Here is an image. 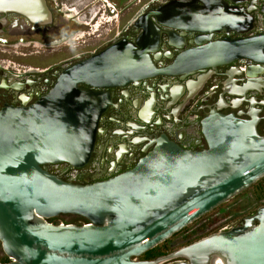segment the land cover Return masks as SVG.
<instances>
[{
  "label": "water",
  "instance_id": "water-1",
  "mask_svg": "<svg viewBox=\"0 0 264 264\" xmlns=\"http://www.w3.org/2000/svg\"><path fill=\"white\" fill-rule=\"evenodd\" d=\"M183 1L188 5L173 12L178 23L170 25L209 42L169 67L157 69L148 49L112 48L67 68L34 104L0 110V243L9 259L0 264H264V206L239 226L138 259L264 177L256 110L250 119L212 110L203 120L208 148L184 149L161 136L132 168L105 180L75 184L48 170L82 167L93 153L102 106L111 98L80 84L125 85L153 71L186 75L248 58L252 71L238 94L245 100L264 88V34L212 42L215 32L236 29L239 15L227 0ZM59 215L87 222L48 221Z\"/></svg>",
  "mask_w": 264,
  "mask_h": 264
},
{
  "label": "flooded vegetation",
  "instance_id": "flooded-vegetation-1",
  "mask_svg": "<svg viewBox=\"0 0 264 264\" xmlns=\"http://www.w3.org/2000/svg\"><path fill=\"white\" fill-rule=\"evenodd\" d=\"M227 2L241 24L230 26V34L215 32L212 42L264 34V0ZM187 5L183 0H0V110L34 104L67 68L112 48L148 49L157 69L169 67L182 53L209 42H199L200 32L171 26L178 23L173 12ZM252 66L250 59L239 58L186 75L153 71L125 85L80 84L108 93L111 102L103 103L89 162L48 165L49 172L75 184L105 180L132 168L161 136L184 149L203 150L208 148L203 120L212 110L246 119L256 110L257 130L264 135V88L247 92L245 100L238 94ZM258 77L264 85V71Z\"/></svg>",
  "mask_w": 264,
  "mask_h": 264
},
{
  "label": "rangeland",
  "instance_id": "rangeland-1",
  "mask_svg": "<svg viewBox=\"0 0 264 264\" xmlns=\"http://www.w3.org/2000/svg\"><path fill=\"white\" fill-rule=\"evenodd\" d=\"M126 1L127 4L130 2V0ZM262 184H264V179L258 185L244 190L200 219L189 224L165 242L159 244L151 250L152 255L145 253L138 257V259L151 260L158 256L171 253L212 233L225 230V228L230 229L231 226L242 221L244 216L255 213L258 207L264 204V189H261ZM74 220L78 225L87 222L85 218L76 215H59L48 221L59 224L62 222L69 223ZM5 257L7 256L0 243V262H8L9 259L5 260ZM163 264H173V262H165Z\"/></svg>",
  "mask_w": 264,
  "mask_h": 264
},
{
  "label": "trees",
  "instance_id": "trees-1",
  "mask_svg": "<svg viewBox=\"0 0 264 264\" xmlns=\"http://www.w3.org/2000/svg\"><path fill=\"white\" fill-rule=\"evenodd\" d=\"M147 255H152V251L150 250V251H148L147 252ZM161 255V254H160ZM8 259V257H5V260H7Z\"/></svg>",
  "mask_w": 264,
  "mask_h": 264
}]
</instances>
